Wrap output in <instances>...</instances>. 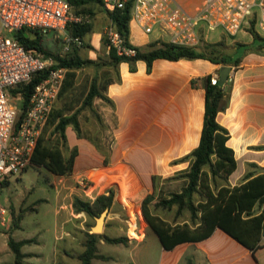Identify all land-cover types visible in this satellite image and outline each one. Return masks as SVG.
Here are the masks:
<instances>
[{"label": "crops", "instance_id": "1", "mask_svg": "<svg viewBox=\"0 0 264 264\" xmlns=\"http://www.w3.org/2000/svg\"><path fill=\"white\" fill-rule=\"evenodd\" d=\"M204 1L188 9L174 0L185 14L191 16L199 11ZM210 33L206 32L204 36L207 43ZM238 34L245 39L247 34L249 37L244 42L221 32L217 40L211 42L217 43L223 36L229 46L227 53L234 58L241 56L238 66L214 64L205 59H157L153 62L150 73L144 61L136 63L134 72L126 62L120 63L115 69L93 67V79L97 77V85L105 87L102 94L108 100H94L93 119H97L98 114L100 122L112 124L114 138L110 163L105 165L104 156L102 158L94 145L84 138H78L73 128L68 127V147L77 148L78 155L71 175L53 174L57 178L53 186L59 198V209L64 211L68 208L73 195L92 203L98 196L113 190L115 209L124 192H127L125 195L129 198H121L126 200H131V192L140 194L137 202L126 206L125 214L131 213V219L133 214L141 213L142 202L153 188L152 177L160 169L170 166L199 146L205 115L203 80L209 76L219 79L223 66H231L232 71L224 86L227 108L219 113L218 122L229 131L227 146L233 150L237 165L228 182L235 187L245 182L247 174L264 172V48L259 50L260 43H254V38L248 31ZM171 37V32L165 28L156 27L152 33H146L135 21L130 23V43L135 47L145 49L151 43H168ZM244 46L251 47V50ZM109 53L108 48L104 61L109 59ZM74 88L68 93L71 94ZM88 89L89 87L85 95ZM79 121L85 124L83 118H79ZM96 122L95 135L102 136L105 130L101 132L98 121ZM77 176L87 181L91 180L90 177L98 179L92 184L97 190L94 197L90 195V188L83 189L77 184ZM123 213L117 211L115 218L125 224V230L129 233L127 236L131 240L140 239L143 225L137 231V226L133 227V224L125 222ZM0 223L5 226L0 228V264H16L8 240L10 237L14 239V233L22 229V223L19 228L12 227L10 218L8 222ZM68 235L66 232V236ZM151 238L155 240H152L153 243L157 242L161 254L159 264H264V233L261 245L255 251L243 246L221 229H216L204 240L184 242L172 250H166L158 236L149 228L140 241L139 248ZM22 240H33L22 247V253L28 255L26 263L35 264L31 260L43 256L38 250L40 241L36 238L15 241ZM67 244L66 249L58 251L57 247L48 263L70 264L72 260H77L78 264H82L78 259L84 252L82 241L79 243L80 249L75 252L70 248L73 240ZM132 262L138 264L134 260Z\"/></svg>", "mask_w": 264, "mask_h": 264}, {"label": "trees", "instance_id": "2", "mask_svg": "<svg viewBox=\"0 0 264 264\" xmlns=\"http://www.w3.org/2000/svg\"><path fill=\"white\" fill-rule=\"evenodd\" d=\"M75 14H80L79 9H84L90 2L102 4L103 0H69ZM133 2L128 3L124 9L114 12H105L113 22L114 28L130 43V23L132 20ZM92 24H72L68 31L73 36L84 38L92 31ZM249 33L258 42L259 50L264 48V38L257 35L253 30ZM45 35L37 30L22 29L14 34V38L28 50H34L44 57L52 56L43 47ZM253 43V44H254ZM108 45V42H107ZM248 47L251 50V47ZM228 46L225 41L217 43L202 42L197 47H184L169 43H151L147 48L137 47L134 57H119L115 51L110 50L109 59L98 62L92 59H82L74 52L65 58L56 57L58 66L67 70L59 97L67 94L74 86L77 77L76 71L85 67H111L116 68L120 63L130 64L132 72L136 70V63L144 61L147 71L150 73L152 64L157 59L179 61L182 59H205L214 64L238 66L241 56L232 57L227 53ZM253 50V48H252ZM47 73L36 74L29 84L18 86L14 93L21 92L23 102L20 106L18 124L24 117L29 107L31 97L36 87L45 79ZM205 89V115L204 125L199 146L190 154L175 161L174 163L188 162L189 168L182 173L184 185L178 192L170 194L169 198L161 199L156 204L168 210L176 207V219L185 212L189 213V219L183 222H168L161 217L150 213L148 204L155 199L157 191V177L153 176V192L145 197L142 202V214L149 228L158 236L162 246L166 250H172L175 246L184 242H196L211 236L216 229H221L226 234L237 240L243 246L255 251L260 247V240L264 233V172L254 175L249 173L245 182L235 187L230 186L228 180L236 170L234 152L227 146L229 131L218 122L219 113L227 108L226 88L211 85V76L203 80ZM97 85V77L90 84L87 94L84 96L81 107L71 115L58 114L53 128V134L58 136V142L48 143L45 136L38 139V143L32 157V166L45 168L56 176H68L73 173L75 158L78 149H70V155L66 156L69 149L66 129L72 127L78 138H82V128L79 121L83 110L92 109L96 98L108 102L103 96L102 90ZM53 112L50 115L52 118ZM50 122V121H49ZM48 122V123H49ZM44 132V131H43ZM110 141L108 153L104 164L109 165L112 152ZM28 170V169H27ZM177 179V177H174ZM8 180L2 182V188L8 186ZM115 193L109 190L106 194L98 196L93 203L85 202L80 198H74L73 208L77 214L84 213L90 217L99 216L104 210L111 209L114 204ZM141 214V215H142ZM131 220L125 222L130 224ZM21 222V220H20ZM16 225L15 228H19ZM84 252L78 256L82 264H93L94 259L105 258L98 255V243L104 241L109 244L127 245L126 237L111 238L107 235L87 233ZM33 240L16 242L9 238L8 245L15 256L16 264H29L25 262L28 255L22 253V247L32 243Z\"/></svg>", "mask_w": 264, "mask_h": 264}, {"label": "built area", "instance_id": "3", "mask_svg": "<svg viewBox=\"0 0 264 264\" xmlns=\"http://www.w3.org/2000/svg\"><path fill=\"white\" fill-rule=\"evenodd\" d=\"M104 9L114 12L133 2L132 21L146 33L156 27L171 32L169 44L197 47L206 32L221 31L236 37L242 31L253 30L264 38V0H205L199 11L185 14L174 0H103ZM87 19L74 13L69 0H0V188L2 182L25 172L32 165L38 139L42 135L59 97L67 70L54 66L53 61L28 50L14 34L22 29L65 35L68 45L81 47L79 36H70L68 27L85 24ZM106 39L110 50L119 57H134L137 47L128 45L124 37L109 25ZM167 43V42H162ZM38 73L47 76L36 87L28 109L18 124L21 92L18 86L29 84ZM219 83L211 77V85ZM84 180H82L83 183ZM10 216L0 207V221Z\"/></svg>", "mask_w": 264, "mask_h": 264}, {"label": "rangeland", "instance_id": "4", "mask_svg": "<svg viewBox=\"0 0 264 264\" xmlns=\"http://www.w3.org/2000/svg\"><path fill=\"white\" fill-rule=\"evenodd\" d=\"M178 1L188 9H192L202 2V0ZM73 11L76 13L74 9ZM79 12L80 14L76 15L87 19V22L82 25L92 24L93 27L89 34L84 38L81 37L83 40V45L81 47H76L73 44L69 46L65 35L63 36L53 32L45 35L43 38V47L52 55H46L45 58L51 59L54 66H58L56 60L57 56L65 58L72 52H75L77 56L82 59H92L98 62L106 58V52L109 48L107 45L106 32L109 25L113 23L112 20L105 12L103 5L94 2H90L84 9H79ZM67 33L70 36L72 35L69 31ZM220 34L221 31L211 32L209 34L208 43L217 40ZM238 35L236 38L241 41L249 37V34H247L246 39L244 36ZM222 40L224 41L223 36L220 41ZM205 41L204 38L203 42ZM76 74L77 79L75 80V88L73 87L74 89L71 91V94L67 93L58 97L53 104L52 118L49 120L50 122L48 121L49 123H47L43 132L48 143L55 144L58 142V136L53 134L57 115H71L81 107L86 90L90 87L93 80L94 70L93 67H85L77 70ZM14 103L18 106L20 104L22 105L21 101H14ZM94 114L92 109H85L80 113L79 118H83L85 122V124L81 122L82 138L94 145L102 158L104 156L105 161L112 139V124H108L105 121L100 122L98 114H96L97 119H93ZM96 120L98 121V126L101 128V132L105 130V134L102 136L95 135L96 130L94 127L97 128ZM65 153L66 156H69L70 149ZM188 168L189 163L183 162L179 164L172 163L170 166L159 170L155 175L157 177L155 199L148 204L150 213L168 222H183L185 219H189L188 212H185L181 217L176 219V207L168 210L156 206L161 199L169 198L171 193L181 190V187L184 185L181 175ZM174 177H177V179ZM82 179L84 178H79V176L75 178L77 184L79 183L78 185L83 189L90 188V195L94 197L97 190L95 186L92 187V184L93 181L95 182L98 179L90 177V181L84 180L83 183ZM56 180L57 178L45 168L31 165L28 170L22 174L10 178L8 180V186L0 188V206L9 214L12 227L15 228L16 225L22 223V229L14 233V239L36 238L40 241L38 250L43 253V256L31 260V262L35 264H47L50 262L49 260L57 247L58 251L63 248L66 249L68 247L67 242L72 240L73 245L70 247L71 251L75 252L77 249H80V241H82L85 250L86 235L87 233H92L91 229L95 226L94 217H90L84 213L77 214L74 211L73 200L74 198H79V196H72V207H70L71 203H69V205H67L68 208H65L64 211L59 209V198L56 196L57 192L53 186ZM152 192L153 188L151 193ZM125 193L127 192H124L121 197L129 198ZM140 196L141 195L138 193L133 194V192H131V200L122 199L120 197L117 209H115L113 204L106 218L102 234L111 238L126 237L128 242L127 245H115L100 241L98 243V255L105 258L94 259L93 264H133L132 260L136 261L138 264H159L161 254L156 244L157 242H152L154 238L147 240L142 247L139 248L138 246L149 230V226L142 214V208L140 210L141 213L133 214V221L131 220L130 222L134 226H137V231H139L143 225L142 237L138 240H131L127 236L129 233L125 230V224L115 218L117 211L124 212L123 214H125L126 206L137 202ZM130 214L131 213H126L124 215L125 218L129 219ZM2 226L5 227L0 223V228ZM66 232L69 233L68 236H66ZM70 264H78V261L72 260Z\"/></svg>", "mask_w": 264, "mask_h": 264}, {"label": "water", "instance_id": "5", "mask_svg": "<svg viewBox=\"0 0 264 264\" xmlns=\"http://www.w3.org/2000/svg\"><path fill=\"white\" fill-rule=\"evenodd\" d=\"M231 71H232V67L231 66H223L220 69V73H219V85L221 87L226 85V83H227V81L229 79V76H230ZM109 210L110 209H106L99 216H95L94 217V219H95V226L92 227V229H91V231H92L93 234H97V235L102 234L103 229L105 227L106 218L108 217V214H109Z\"/></svg>", "mask_w": 264, "mask_h": 264}, {"label": "bare ground", "instance_id": "6", "mask_svg": "<svg viewBox=\"0 0 264 264\" xmlns=\"http://www.w3.org/2000/svg\"><path fill=\"white\" fill-rule=\"evenodd\" d=\"M133 227H136V225L135 226L133 225Z\"/></svg>", "mask_w": 264, "mask_h": 264}]
</instances>
